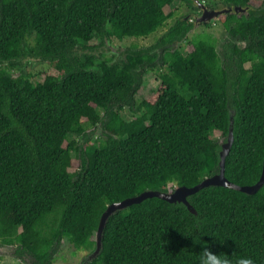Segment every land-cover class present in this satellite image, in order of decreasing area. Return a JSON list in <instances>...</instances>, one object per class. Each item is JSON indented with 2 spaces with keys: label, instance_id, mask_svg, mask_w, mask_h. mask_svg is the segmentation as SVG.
I'll list each match as a JSON object with an SVG mask.
<instances>
[{
  "label": "trees",
  "instance_id": "trees-1",
  "mask_svg": "<svg viewBox=\"0 0 264 264\" xmlns=\"http://www.w3.org/2000/svg\"><path fill=\"white\" fill-rule=\"evenodd\" d=\"M177 1L193 17L180 16L151 46L108 56L90 44L96 35L99 44L149 36ZM252 1L214 3L245 8L219 15L231 37L221 53L207 31L188 40L190 51L176 46L215 23L197 20V0H0V243L31 256L25 264H54L63 240L93 252L109 204L161 191L169 174L193 186L219 172L214 133L229 135L231 113L225 175L255 183L264 160V0ZM35 57L55 72L26 71ZM155 68L161 87L138 102L142 73ZM187 198L196 213L156 195L117 209L99 254L81 264H197L192 237L264 264V184L253 193L209 185Z\"/></svg>",
  "mask_w": 264,
  "mask_h": 264
},
{
  "label": "rangeland",
  "instance_id": "rangeland-1",
  "mask_svg": "<svg viewBox=\"0 0 264 264\" xmlns=\"http://www.w3.org/2000/svg\"><path fill=\"white\" fill-rule=\"evenodd\" d=\"M206 1L208 4H214L218 0H203ZM261 0H253L252 3L255 5L260 4ZM166 11H170V7L165 8ZM175 14L173 17L169 18L167 21V25L163 28H160L156 32L150 34L146 37H124L123 39H118L117 37L106 39L104 43L99 44L101 40L103 41V38L99 35H96L91 41L90 44L92 45H98L95 49L96 53L100 54L102 51L106 55H112L114 51H122L126 50L127 48H140V47H148L153 45V43L157 40V38L166 32V30L169 28V26L174 23L180 16L187 14L189 17H193L191 13H193V9L188 5L187 2H180L177 1L174 4ZM192 9V10H191ZM215 23H212V26L209 28H205L204 26L199 25L198 27H195L187 36V41L185 42H178V45L176 46L183 48L184 51H190L193 49V46L188 42L189 39L197 35L199 32L207 31L211 34H213L217 38V48L219 52L224 53L228 50L230 44H231V37L229 36L227 30L224 28L222 23L218 21V18L214 19ZM32 38V37H31ZM242 44V43H241ZM161 49V47H159ZM157 52V51H156ZM31 58L25 60V64L23 67L26 71L32 73V74H38L43 73L45 71H53V67L49 66L50 64L48 62H44L41 58ZM156 62L160 64V60H155ZM246 65H249V63H246ZM159 68L155 69H147L142 73V83L138 87V90L135 94V99L140 102L141 99H150L153 96H155L156 93H158V90L161 87V81L158 76ZM122 115L126 118H132L134 116L132 108L124 107L121 111ZM90 131L93 134H99L100 130H98L95 127H90ZM102 133V132H101ZM97 135H94V138ZM104 136V135H102ZM105 137V136H104ZM214 137H216L219 140L224 139L223 135L219 131H215ZM100 141V140H99ZM77 165V164H76ZM76 165H74L73 168H70V170H75ZM78 166V165H77ZM59 253L56 255L55 263L54 264H81L83 261L86 251L84 250H76L75 247L68 241L63 240L62 245L60 246ZM56 253V254H57ZM0 264H25L20 260V258H17L16 255L13 253L12 246H1L0 245Z\"/></svg>",
  "mask_w": 264,
  "mask_h": 264
},
{
  "label": "water",
  "instance_id": "water-1",
  "mask_svg": "<svg viewBox=\"0 0 264 264\" xmlns=\"http://www.w3.org/2000/svg\"><path fill=\"white\" fill-rule=\"evenodd\" d=\"M199 5L202 8H204L202 15L198 18V20L201 22L214 20V19L218 18L221 13L232 12V11H234V12L235 11L236 12L245 11V8L238 7V6L226 7L224 9H220V10H214V9L209 10L208 8H206V5L204 3L199 2ZM196 25H198V24H196ZM233 129H234V114L231 113L229 135L227 137V140L222 143V148L220 151V161H219L220 170H219V172L215 173L214 175H212L210 177H206L204 180H202L201 182H199L193 186H186V185L176 186L174 192L170 196H163L162 197L160 195L159 190H145L138 195L125 198V199L119 201V203L113 202L110 205H108L106 210L101 215L99 228L97 229V232H96V240H97L96 248L94 249L93 252L88 254L86 261L92 260L93 258H95L99 254L100 248L102 247L101 238H102V234H103L102 232H103L104 226H105L106 221L108 220L109 216L112 213H114L117 209L125 208L128 205L142 201L146 197L156 195V196H159V197H161L167 201H170V202H178V201L184 202L189 207V209L191 211L196 213V209L189 202L187 197H188V195H191V194L197 192L199 189H201L205 186L221 185V186H225V187H232L235 189L243 190V191L248 192V193L256 192L260 187H262V185L264 184V160H263V167H262L261 176L253 184H250V185L236 184V183L230 181L226 177V175H225L226 158H227V156L231 150V147H232L233 141H234Z\"/></svg>",
  "mask_w": 264,
  "mask_h": 264
},
{
  "label": "clouds",
  "instance_id": "clouds-1",
  "mask_svg": "<svg viewBox=\"0 0 264 264\" xmlns=\"http://www.w3.org/2000/svg\"><path fill=\"white\" fill-rule=\"evenodd\" d=\"M198 1H200V0H198ZM224 8L225 7L220 8V9H224ZM220 9H218V10H220ZM214 10H217V9H214ZM197 20H198V18H197ZM227 137L220 140L221 148H222V143L227 140ZM178 183H179V179L174 175L169 174V175L162 177L160 180V188L162 189L160 191V195L162 197L163 196H170L174 192L176 185ZM115 203H119V201H115ZM192 239H193L194 243L198 242L201 245L200 250L197 252V257H196L197 264H255V261L253 260V258L251 256H246V255L233 256L232 254H228V253H225L223 251L213 252L210 250V247L207 246L208 245L207 241L200 240V237H199V240H194L193 237H192ZM218 240L221 243H223V241H224V239L222 241L220 239H218ZM0 245L1 246H5V245L12 246L14 255H16L17 258H20V260H22V262L26 261L28 263V261L26 260L25 257L29 258L32 261L31 256L26 255V254H24V256H25V257L23 256L24 258H21V256L16 253V250H15L16 246L15 245L1 244V243H0ZM90 253H86V255L83 259L84 263L87 262L86 258L88 256V254H90Z\"/></svg>",
  "mask_w": 264,
  "mask_h": 264
},
{
  "label": "flooded vegetation",
  "instance_id": "flooded-vegetation-1",
  "mask_svg": "<svg viewBox=\"0 0 264 264\" xmlns=\"http://www.w3.org/2000/svg\"><path fill=\"white\" fill-rule=\"evenodd\" d=\"M201 1V3L203 2L205 5H206V8H209V10H211V9H213V8H215V9H220V8H223L224 6L223 5H221V4H208L206 1H203V0H200ZM200 1H198L197 0V2H196V4L197 5H199V2ZM203 11H204V8L202 9V10H199V12H197V14L195 15L194 14V16H196L197 18H199L201 15H202V13H203ZM236 42L238 43V44H240V43H244L245 41H243V40H236ZM160 50V48H155L154 50H152L151 51V53H157L158 51ZM157 51V52H156ZM25 253V252H24ZM25 257V256H24ZM26 258V260L28 261V262H31V260L29 259V258H27V257H25Z\"/></svg>",
  "mask_w": 264,
  "mask_h": 264
}]
</instances>
